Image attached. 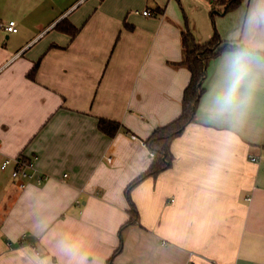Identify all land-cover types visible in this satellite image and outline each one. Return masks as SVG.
I'll list each match as a JSON object with an SVG mask.
<instances>
[{
    "label": "crops",
    "instance_id": "0c3cea01",
    "mask_svg": "<svg viewBox=\"0 0 264 264\" xmlns=\"http://www.w3.org/2000/svg\"><path fill=\"white\" fill-rule=\"evenodd\" d=\"M184 15L197 43L217 33L249 51L209 60L172 166L131 190L137 221L121 230L124 190L151 161L143 140L181 110L189 72L170 63ZM238 55L248 72L220 111ZM99 118L122 126L108 136ZM19 154L23 186L0 169V264H107L121 235L112 264H264V158L251 160L264 154V0H0V162Z\"/></svg>",
    "mask_w": 264,
    "mask_h": 264
},
{
    "label": "trees",
    "instance_id": "16d2710c",
    "mask_svg": "<svg viewBox=\"0 0 264 264\" xmlns=\"http://www.w3.org/2000/svg\"><path fill=\"white\" fill-rule=\"evenodd\" d=\"M241 1L242 0H216L209 2L212 6L219 3L222 5L223 9L228 10L229 8L237 7ZM153 10L157 13H161L163 8L155 7ZM220 10L221 9H219V11ZM184 20L185 25L180 31V47L182 57L180 61L170 63L173 66H183L189 72V80L181 95V110L176 118L164 125L155 127L148 137L143 140L151 154V161L147 169L134 178L124 190L125 197L129 203V219L121 226V230L137 221V209L130 197L131 190L145 178L156 177L160 172L172 166L173 154L171 152V143L176 137L182 134L185 127L189 123L195 120L197 103L204 91L203 82L207 74V65L209 60L225 50H238L242 52L249 51V49L243 44L235 45L232 42L221 40L217 33H214L211 39H209L206 43L199 44L195 41L192 33L188 29L185 15ZM54 27L57 30L68 34L71 38H73L79 31V28L74 27L66 19L58 21ZM37 67L38 62H35L27 73V77L29 79L34 78ZM97 126L104 134L113 136L122 125L117 121L99 118ZM17 156L27 162H31V159L24 155L19 154ZM121 236L120 244L118 248L113 251L111 257L107 259V264H112L114 256L121 249L123 243Z\"/></svg>",
    "mask_w": 264,
    "mask_h": 264
},
{
    "label": "clouds",
    "instance_id": "9594fccd",
    "mask_svg": "<svg viewBox=\"0 0 264 264\" xmlns=\"http://www.w3.org/2000/svg\"><path fill=\"white\" fill-rule=\"evenodd\" d=\"M247 72L248 68L243 57L239 55L233 57L228 64V76L225 88L215 99V104L220 111H225L231 106L235 93L247 75Z\"/></svg>",
    "mask_w": 264,
    "mask_h": 264
},
{
    "label": "built area",
    "instance_id": "2783aa9c",
    "mask_svg": "<svg viewBox=\"0 0 264 264\" xmlns=\"http://www.w3.org/2000/svg\"><path fill=\"white\" fill-rule=\"evenodd\" d=\"M209 1H216V0H209ZM141 14L143 15H150V12L147 10H143L141 11ZM22 18L21 17H17L15 19H10L8 20L5 25H4V29L8 32H16L17 31V22L20 21ZM132 138H134L133 136H131ZM260 158H264V154L260 155V156H251V160H257ZM108 160H110V158H108ZM9 165H12V171H11V177L14 178L15 180H17L19 182L20 186H23L22 182L23 180H25L26 178L30 177V168L32 166L31 162H27L23 159H21L20 157H12V158H4L1 162H0V169L4 170L6 169ZM66 176V175H64ZM63 176V177H64ZM46 177H40L39 181H41L42 179H45Z\"/></svg>",
    "mask_w": 264,
    "mask_h": 264
}]
</instances>
